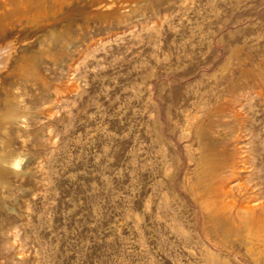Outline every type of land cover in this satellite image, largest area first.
<instances>
[{
    "label": "rangeland",
    "instance_id": "obj_1",
    "mask_svg": "<svg viewBox=\"0 0 264 264\" xmlns=\"http://www.w3.org/2000/svg\"><path fill=\"white\" fill-rule=\"evenodd\" d=\"M8 3L0 264H264V0Z\"/></svg>",
    "mask_w": 264,
    "mask_h": 264
},
{
    "label": "bare ground",
    "instance_id": "obj_2",
    "mask_svg": "<svg viewBox=\"0 0 264 264\" xmlns=\"http://www.w3.org/2000/svg\"><path fill=\"white\" fill-rule=\"evenodd\" d=\"M0 2H3L4 4V0H0ZM9 5L11 4V0H9ZM113 2H108L104 4V9L108 8L111 9L113 6ZM121 5V4H120ZM6 6V5H5ZM28 6L24 5L22 6V12L23 13H27L28 10ZM43 9V8H42ZM124 10V9H123ZM121 12V11H119ZM39 14L41 15H45V13L41 11H39ZM104 16V15H103ZM3 17V19H7L6 16L2 15V13H0V18ZM11 47L10 43H2L0 44V66H4L6 64V61L10 55V52L7 51V49H9ZM3 70V69H2ZM10 95H7L5 102L8 104V108L3 111L0 108V133L1 131H3V128L5 124H7L10 120L12 119H17V118H23L25 116V112L20 111L17 107L14 106V103H12V101L9 99ZM20 162V158L18 156H15L13 154L11 155H0V182L4 181L5 179V174H6V169L4 168L3 165L5 164H10L14 168H16L18 166ZM240 210L242 212L247 213L248 209L244 208V207H240Z\"/></svg>",
    "mask_w": 264,
    "mask_h": 264
}]
</instances>
